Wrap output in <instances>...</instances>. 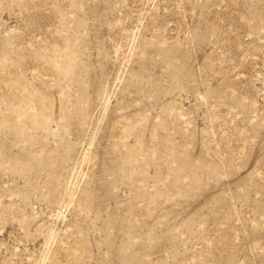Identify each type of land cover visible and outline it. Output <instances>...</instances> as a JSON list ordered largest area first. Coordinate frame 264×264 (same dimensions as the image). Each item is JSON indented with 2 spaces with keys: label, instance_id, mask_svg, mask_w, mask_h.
Listing matches in <instances>:
<instances>
[{
  "label": "rangeland",
  "instance_id": "374dc122",
  "mask_svg": "<svg viewBox=\"0 0 264 264\" xmlns=\"http://www.w3.org/2000/svg\"><path fill=\"white\" fill-rule=\"evenodd\" d=\"M0 264H264V0H0Z\"/></svg>",
  "mask_w": 264,
  "mask_h": 264
}]
</instances>
